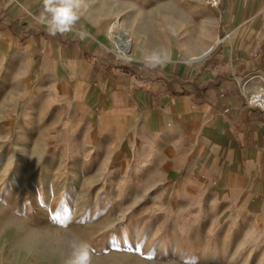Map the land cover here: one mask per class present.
Returning a JSON list of instances; mask_svg holds the SVG:
<instances>
[{"label":"crops","instance_id":"obj_1","mask_svg":"<svg viewBox=\"0 0 264 264\" xmlns=\"http://www.w3.org/2000/svg\"><path fill=\"white\" fill-rule=\"evenodd\" d=\"M88 2L73 32L51 36L37 19L43 0H0V52L15 60L48 129L106 162L136 165L160 194L201 197L218 218L264 222V115L244 103L264 87V0L222 1L211 10L221 35L198 53L174 47L154 69L144 60L154 16L137 25L114 16L134 52L118 61L106 46L109 15Z\"/></svg>","mask_w":264,"mask_h":264},{"label":"rangeland","instance_id":"obj_2","mask_svg":"<svg viewBox=\"0 0 264 264\" xmlns=\"http://www.w3.org/2000/svg\"><path fill=\"white\" fill-rule=\"evenodd\" d=\"M91 1L109 15L106 46L118 61L130 60L113 45L111 32L127 27L115 15L136 25L154 16L149 53H198L222 31L204 0ZM17 70L0 52V264H66L73 240L91 245L92 264H264V222L218 218L201 197L160 194L136 165L63 140L24 97Z\"/></svg>","mask_w":264,"mask_h":264},{"label":"clouds","instance_id":"obj_3","mask_svg":"<svg viewBox=\"0 0 264 264\" xmlns=\"http://www.w3.org/2000/svg\"><path fill=\"white\" fill-rule=\"evenodd\" d=\"M85 7V0H43V10L37 19L46 24L49 35H63L73 32ZM77 34L83 38V33ZM167 59V54L162 51H153L144 58L145 65L153 69L162 66ZM92 255L93 249L89 243L73 240L66 264H92Z\"/></svg>","mask_w":264,"mask_h":264},{"label":"built area","instance_id":"obj_4","mask_svg":"<svg viewBox=\"0 0 264 264\" xmlns=\"http://www.w3.org/2000/svg\"><path fill=\"white\" fill-rule=\"evenodd\" d=\"M207 7L215 9L218 8L222 0H204ZM128 60H131L129 58ZM244 103L247 107L255 108L264 115V87H258L244 94Z\"/></svg>","mask_w":264,"mask_h":264},{"label":"bare ground","instance_id":"obj_5","mask_svg":"<svg viewBox=\"0 0 264 264\" xmlns=\"http://www.w3.org/2000/svg\"><path fill=\"white\" fill-rule=\"evenodd\" d=\"M111 35H112V38L114 39L113 40V42H114L113 45L119 52V53H117L118 56L124 57V58H126V60L131 58L130 56H125L124 55L125 53H128L127 48L129 46V39L127 37L126 32L123 29L122 30H118V31L114 30L113 32H111Z\"/></svg>","mask_w":264,"mask_h":264}]
</instances>
